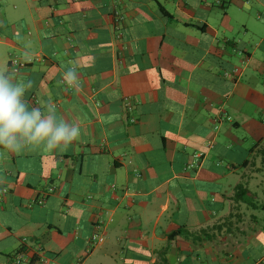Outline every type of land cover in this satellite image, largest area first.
Instances as JSON below:
<instances>
[{"label":"crops","instance_id":"0c3cea01","mask_svg":"<svg viewBox=\"0 0 264 264\" xmlns=\"http://www.w3.org/2000/svg\"><path fill=\"white\" fill-rule=\"evenodd\" d=\"M0 71L80 129L0 148V264H264V0H0Z\"/></svg>","mask_w":264,"mask_h":264},{"label":"clouds","instance_id":"9594fccd","mask_svg":"<svg viewBox=\"0 0 264 264\" xmlns=\"http://www.w3.org/2000/svg\"><path fill=\"white\" fill-rule=\"evenodd\" d=\"M66 79L71 85L76 74L69 71ZM31 87V81L0 71V148L12 153L41 147L66 150L79 138V127L58 117L50 103L30 107L25 95Z\"/></svg>","mask_w":264,"mask_h":264},{"label":"built area","instance_id":"2783aa9c","mask_svg":"<svg viewBox=\"0 0 264 264\" xmlns=\"http://www.w3.org/2000/svg\"><path fill=\"white\" fill-rule=\"evenodd\" d=\"M121 19H122V17L119 14H116L115 15V21L116 22L121 21ZM13 64L14 65H18V66H24V64H19L17 61H12L11 62V65H13ZM236 72H237V70L234 71V73H236ZM92 240L95 243H101V242H103V238L102 237H99L98 235H93ZM18 263H19V261H18Z\"/></svg>","mask_w":264,"mask_h":264}]
</instances>
